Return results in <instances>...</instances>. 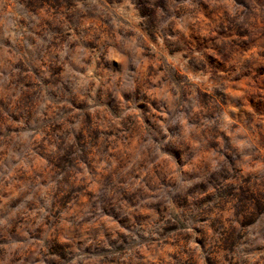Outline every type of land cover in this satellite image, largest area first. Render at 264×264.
I'll list each match as a JSON object with an SVG mask.
<instances>
[{
	"label": "clouds",
	"instance_id": "1",
	"mask_svg": "<svg viewBox=\"0 0 264 264\" xmlns=\"http://www.w3.org/2000/svg\"><path fill=\"white\" fill-rule=\"evenodd\" d=\"M213 13L227 22L225 34L264 32V0H71L65 10L71 22L62 25H46L45 13L32 8V0H0V264H107L106 257L121 259L114 251L121 245L106 237L108 231L128 237L123 259L135 262L141 250L159 255L150 241L159 239L157 233L165 235L173 220L182 225V251L195 256L197 264H264V196L253 194L264 190V154L242 126L243 113L231 106L242 93H229L228 107L205 113L202 98H191L190 89L204 85L223 92L216 83L223 78L202 71L191 52L176 60L185 53L182 43L207 47L201 26L207 27L204 15ZM245 59L237 64L240 74ZM151 63L163 71L148 81L143 69ZM28 82L31 87L25 88ZM69 115L77 118V132L86 117H93L110 130L106 137L115 133L125 145L130 143L127 129L136 134L123 172V166L101 163L111 155L104 147L96 154L100 171L90 183L98 207L84 206L88 229L80 226L83 217L69 223L67 213L56 227L46 225L48 213L29 211V204L39 191L51 205L56 184L40 190L20 182L23 173L34 170L45 126L64 125ZM103 143L115 147V138ZM81 167L87 177L88 167ZM104 173H114L116 183L102 180ZM229 177L234 180L226 185ZM128 187L135 195L127 199L135 207L119 201L111 207L109 193ZM222 190L233 192L227 215L207 205ZM113 216L122 219L118 223ZM202 219L216 222L206 240L200 238L207 227ZM39 229L43 238H33ZM221 233L231 234L227 250ZM56 235L64 251L52 254Z\"/></svg>",
	"mask_w": 264,
	"mask_h": 264
},
{
	"label": "rangeland",
	"instance_id": "2",
	"mask_svg": "<svg viewBox=\"0 0 264 264\" xmlns=\"http://www.w3.org/2000/svg\"><path fill=\"white\" fill-rule=\"evenodd\" d=\"M70 7L71 0H42V2L41 0H32V8L45 13L46 25L56 22L62 25L64 21L70 23L69 17L65 15V10ZM203 19L207 27L201 26V31L203 38L207 41V47L200 48L196 41L189 44L182 43L180 46L185 49V53L177 55L176 60L179 61L181 56L187 58L186 53L191 52L192 59L196 61L197 65L203 64L202 71L211 73L213 77L223 78L216 81V83L218 85L222 84L224 91L221 92L219 87L216 90H211L208 86L197 85L195 88L190 89V97L196 98L199 96L202 98L203 107L205 113H207L209 109L216 106L228 107L229 104L224 97L229 93H242L238 103L231 106L238 108L243 113L242 126L247 127L250 134L255 135L259 141L261 152L264 154V32L249 31L246 37H241L235 32L228 35L225 34L227 32V22L221 14L204 15ZM200 53L202 55H198ZM240 57L247 58L243 61V64L246 65L243 74L236 71ZM143 71L145 78L151 81L154 75L159 74L163 69L158 63H151L146 64ZM176 74L182 76L183 72H177ZM30 87L31 82L25 83V88ZM24 102L25 106L31 103L29 95H25ZM96 119L86 117V126L81 128L79 132L75 131L78 127L77 118L71 115L67 117L64 125L47 124L38 142L40 151L37 152L35 157L34 170L30 173H23L20 177L21 183L30 182L40 190L47 189L50 183L56 184L55 191L50 193L51 205L45 201L39 191L36 192L34 202L29 204V211L42 209L43 212L48 213L44 216L46 225L51 224L56 227L60 222V217L67 213L66 219L69 223L83 217L80 226L88 229L91 220L87 218L84 206L92 204L93 208L98 207L90 178L100 171L96 167L95 157L101 147H104L105 151L111 154L109 161H101V163L111 162L114 169L123 166L121 168L122 172L130 164L129 155L125 153H128V150L135 143L136 134L131 128L127 129L130 143L125 145L119 137L115 136V133L106 137L104 133L110 130L102 125L98 126ZM69 125H71V129H69ZM113 138H115V147H112L111 143L105 146L103 142L106 140L111 141ZM49 147L53 149L52 153L48 152ZM209 151H211V148ZM82 163L89 169L87 177L82 174ZM156 171L159 170H154V176ZM100 178L104 181L110 179L113 183H116L114 173H104ZM140 178V172L137 171L134 174V179L139 182ZM228 180H234V178H227L224 182L226 185ZM120 183H125V181L121 180ZM145 187L148 186L145 185ZM249 191L251 192L252 189L249 188ZM253 194L264 196V190L258 189ZM134 195L135 193L131 187L126 188L125 191H118L114 188L109 193L108 199L113 202L111 204L113 208L116 207L115 201H119L121 205L131 204L135 207L134 200L129 201L127 199L128 196ZM232 199L233 192L231 190H222L216 193L213 200L207 201V205L212 206L219 213L227 215L228 202ZM205 206L201 205V207ZM50 207L55 210V215L49 210ZM99 210L108 215L103 206H99ZM145 214L143 211L140 213V215ZM223 215L219 218L221 223H223ZM112 219L119 223L122 218L113 216ZM200 223L207 224V227L200 230V238L206 240L211 233L216 231V222L202 219ZM172 224L174 226L165 235L160 236L157 233L159 239L153 237L150 241L151 245L156 247L159 255H153L152 251L145 252L141 250L135 254V262L131 258L123 259L128 251V237L121 232L113 234V232L108 231L106 237L119 241L121 245L114 249L115 252L120 254L121 259L118 260L115 256L106 257L107 264H197L195 256H189L187 251H182L185 244L184 236L179 235L182 225L174 220ZM144 227H148V225ZM225 229H227L226 224ZM221 235L225 237L223 243L227 250L231 241V234L221 233ZM43 236V229H39L37 233L33 234V238H43ZM54 239L58 247L50 249L49 252L52 254L62 253L64 247L60 236L56 235ZM161 243L163 247L160 246ZM150 256L151 259H149ZM165 257L170 259L166 260ZM261 260L264 261V257H261Z\"/></svg>",
	"mask_w": 264,
	"mask_h": 264
}]
</instances>
